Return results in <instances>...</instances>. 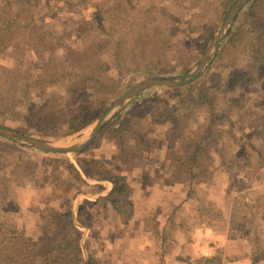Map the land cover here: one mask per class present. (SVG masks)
<instances>
[{
	"label": "rangeland",
	"instance_id": "1",
	"mask_svg": "<svg viewBox=\"0 0 264 264\" xmlns=\"http://www.w3.org/2000/svg\"><path fill=\"white\" fill-rule=\"evenodd\" d=\"M26 1L27 5L32 3V10L22 11L21 24L12 43L0 53V83L24 79L31 72L36 75L28 80L32 99L43 103L62 71H67L70 77L104 72L111 77L92 97L89 111L96 116L94 120L84 128L52 139L73 142L89 135L98 116L138 80L155 74H178L191 68L219 30L234 0H40V6L36 5L38 0ZM54 34L62 35V46ZM92 40L97 42L94 47H91ZM160 87L166 86L145 89L123 109L140 103L131 109L140 133H158L161 138L163 126L154 117L158 105L150 101L159 94ZM255 94L248 93L245 108L235 116V134L226 156H219L218 147L209 146L211 156L204 165L208 170L205 180L173 187L164 181L156 183L150 191V195L154 192L160 198L155 201L156 215L149 217L147 226L169 227L168 239L158 240L161 249L151 264H161L163 257L166 264H233L248 257L252 237H259L264 244V105L256 104ZM141 110L145 113L140 117ZM72 113H63L59 132L68 130ZM19 119V123L9 121L7 126L28 133L25 113ZM117 121L112 120L101 130L91 143L93 146L75 154L48 153L0 136V151L6 167L25 161L30 170L25 179L27 185L16 188L27 233L14 247L32 244L40 236V229L47 222L43 217L49 207L47 202L55 198L57 178L67 174L68 161L63 159L67 157L87 181L81 184V192L74 199V206L87 208L84 217L91 222L90 227L79 224L83 253L94 254L98 264H114L110 254L104 252L100 256L96 248L104 238L103 226L111 219V215H102V209L113 206L105 198L94 204L101 187L91 185L89 180L98 176V170L90 166L99 159L96 156L114 154V142L107 131ZM204 121V115L198 114L193 128H202ZM252 131L258 134L251 138L250 146L243 145L248 139L246 134ZM168 150L165 149L166 153ZM238 152L241 154L237 157ZM247 197L257 205L252 208L247 205ZM133 202L131 197L122 200L124 216H128ZM114 234L111 231L105 235L113 237ZM154 238H158L157 234ZM208 239L210 245L202 244ZM208 247L210 251L204 252ZM121 254L130 259L136 256L126 248Z\"/></svg>",
	"mask_w": 264,
	"mask_h": 264
},
{
	"label": "trees",
	"instance_id": "2",
	"mask_svg": "<svg viewBox=\"0 0 264 264\" xmlns=\"http://www.w3.org/2000/svg\"><path fill=\"white\" fill-rule=\"evenodd\" d=\"M35 2L41 5L40 0ZM32 6L31 2L27 5L26 0H0V53L12 43L21 24L22 11H31ZM242 12L215 58L198 79L179 86L160 87L159 94L150 99L158 105L154 117L163 126L161 138L158 133H140L131 111L133 106L138 107L140 103L126 107L114 118L118 120L117 124L107 133L117 140L121 162L127 169L134 165L136 156L150 154L164 139L169 150L176 149L166 153L173 166L168 182L172 185H191L205 180L208 170L204 165L211 156L209 146L218 147L219 156H226L225 151L235 134V116L245 108L248 93L256 92L253 100L256 99V104L264 105V0H250ZM53 36L62 46V35ZM95 43L92 40L91 47ZM26 74L29 77L7 79L0 83V125L7 126L9 121L17 124L20 122L19 115L25 113L28 133L46 139H54L89 125L96 117L89 111L92 97L111 79L106 72L103 75L82 73L70 77L67 71H62L44 102L39 103L32 99L28 83L30 76L33 78L36 75L31 72ZM65 111L73 113L68 118V130L59 132ZM141 112L140 117L145 111ZM198 114L204 115L205 121L202 128L194 129ZM151 129L154 130L155 126ZM257 134L248 132L245 136L248 139L243 145L250 146L251 138ZM91 146L93 144L87 148ZM240 154L238 152L237 157ZM2 155L0 151V264H98L94 254L85 256L83 253L79 224L91 226V222L84 217L88 210L83 205L74 206V199L81 192V184L87 181L67 157H63L68 161L67 174L57 178L55 198L47 202L49 207L43 215L47 222L41 227L40 236L32 244L14 247L27 233L16 188L20 184L24 187L27 185L25 179L29 177L30 170L25 161H16L6 167ZM90 166L98 170L99 178L112 183L105 199L111 202L114 209L124 212L119 202L131 191L127 176L106 172L103 159L93 161ZM96 185L102 190L105 188L103 182ZM97 202L98 199L94 204ZM255 202L246 198V204L251 208L257 205ZM103 204L107 206V202ZM128 211V216H131L133 208ZM168 228L155 225L158 240L168 239ZM249 256L253 262L264 260V244L257 236L252 237ZM162 259L161 264H166L164 257Z\"/></svg>",
	"mask_w": 264,
	"mask_h": 264
},
{
	"label": "crops",
	"instance_id": "3",
	"mask_svg": "<svg viewBox=\"0 0 264 264\" xmlns=\"http://www.w3.org/2000/svg\"><path fill=\"white\" fill-rule=\"evenodd\" d=\"M109 137L114 142L115 151L113 156L109 153H104L97 155L96 158L104 160L106 172L122 173L127 176L131 191L129 195L121 198L119 205L122 204V200L128 197L133 198V213L131 216H124L123 212H119L112 207L102 209V215H104V217L111 215V219L106 221L104 218L106 223L102 228V234L105 240L102 238L103 241H99L97 244L98 246L96 245L97 253L102 256L105 255L104 252H107L111 255V262L114 264L128 262L136 264H151L153 262L152 258L156 256L155 253L161 249V243H159L158 239L154 238V228L147 226L146 224L150 216L156 215L155 201H159L158 199L160 198V196L156 195L154 192H151L152 195H150V191L155 188L156 183L164 181L168 187L184 184L177 183L172 185L168 182V178L173 171V166L171 161L166 157L165 149L167 147L164 139L161 143L159 142L158 146L150 154L136 156L133 159L134 165L127 169L121 162V149L117 140L110 135ZM163 168H165V171ZM163 171L165 174H162ZM95 177L97 178L89 180V183L94 185L99 182H103L105 188L103 190L101 188L99 189L97 199L105 198L107 193L112 188V183L108 180L99 178V176ZM156 218L159 219L158 216ZM111 231L115 232L113 237H106L105 234ZM143 236L146 237V240H141ZM126 237L129 239H126ZM210 242L211 240L208 239L206 243L202 244L208 246L210 245ZM191 243L194 244V242ZM93 246H95V244ZM125 248L126 250L128 249V251L130 250L132 254L136 253L134 259H130L128 256L121 254L122 249ZM204 249V252L210 251V248ZM252 262L253 260L249 256L246 258L243 257L240 262L236 261V263L233 262V264H252ZM256 262H253V264H257ZM258 262L264 264V260ZM223 264L228 263L224 262Z\"/></svg>",
	"mask_w": 264,
	"mask_h": 264
},
{
	"label": "water",
	"instance_id": "4",
	"mask_svg": "<svg viewBox=\"0 0 264 264\" xmlns=\"http://www.w3.org/2000/svg\"><path fill=\"white\" fill-rule=\"evenodd\" d=\"M249 1L250 0L233 1L219 30L215 33L201 57L191 68L178 74H155L138 80L125 92L114 99L98 116L94 122L93 129L86 137L73 142L52 140L29 134L5 125H0V136L8 138L19 144L31 146L49 153L75 154L83 151L95 140L101 130L109 122H111L131 100L136 98L145 89L157 86H179L194 81L200 77L215 58L222 41L231 30L239 12Z\"/></svg>",
	"mask_w": 264,
	"mask_h": 264
}]
</instances>
